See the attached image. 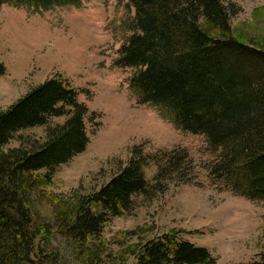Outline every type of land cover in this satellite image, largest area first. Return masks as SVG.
<instances>
[{"label":"trees","instance_id":"16d2710c","mask_svg":"<svg viewBox=\"0 0 264 264\" xmlns=\"http://www.w3.org/2000/svg\"><path fill=\"white\" fill-rule=\"evenodd\" d=\"M127 2L134 8L133 32L114 63L135 69L128 86L138 102L158 107L178 128L203 134L220 149L211 173L233 192L264 200V44L234 33L230 17L238 9L231 0ZM3 4L46 10L77 0ZM76 96L65 80L52 77L0 109V264H126L130 256L133 264H217L209 249L174 232L129 244L119 237L116 250L102 234L111 217L129 210L133 196L146 193L150 163L159 181L187 179L191 158L183 148L145 152L136 145L96 190L75 188L59 197L47 190L54 168L88 142L87 107ZM57 116L65 120L42 139L4 149L16 132ZM52 229L70 244H52ZM243 264H264V255Z\"/></svg>","mask_w":264,"mask_h":264},{"label":"rangeland","instance_id":"374dc122","mask_svg":"<svg viewBox=\"0 0 264 264\" xmlns=\"http://www.w3.org/2000/svg\"><path fill=\"white\" fill-rule=\"evenodd\" d=\"M231 2L238 9L230 17L234 33L264 44V0ZM133 18L127 0H77L76 5L46 10L0 5V62L5 67L0 109L52 77L76 90L77 100L87 107L88 142L54 168L47 190L57 197L75 188L96 190L128 161L136 145L145 152L178 147L187 151L191 167L185 180L159 181L156 166L146 167V193L133 196L129 210L111 217L103 229L109 248H119V237L129 244L174 232L209 249L217 264L259 259L264 255V200L237 194L216 178L211 169L220 149L211 147L203 134L178 128L158 107L138 102L128 86L135 69L115 65L119 47L133 32ZM64 120L52 117L44 126L20 130L3 147L42 139L48 127ZM53 229L52 244H70ZM134 261L130 256L126 264Z\"/></svg>","mask_w":264,"mask_h":264}]
</instances>
